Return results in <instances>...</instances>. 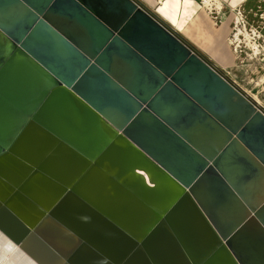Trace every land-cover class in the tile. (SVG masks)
Returning a JSON list of instances; mask_svg holds the SVG:
<instances>
[{
  "label": "water",
  "instance_id": "water-1",
  "mask_svg": "<svg viewBox=\"0 0 264 264\" xmlns=\"http://www.w3.org/2000/svg\"><path fill=\"white\" fill-rule=\"evenodd\" d=\"M263 171L264 111L138 0H0V264H264Z\"/></svg>",
  "mask_w": 264,
  "mask_h": 264
},
{
  "label": "crops",
  "instance_id": "crops-1",
  "mask_svg": "<svg viewBox=\"0 0 264 264\" xmlns=\"http://www.w3.org/2000/svg\"><path fill=\"white\" fill-rule=\"evenodd\" d=\"M138 1L264 111L244 88L239 76L246 58L260 55V59H264V26L262 29L252 27L261 35L259 40L253 41L250 33L244 32L247 25L243 12L256 10V4L264 0ZM259 16L264 17V8ZM246 50L250 53L245 58ZM251 183L250 191L256 194L257 200H263L264 171Z\"/></svg>",
  "mask_w": 264,
  "mask_h": 264
},
{
  "label": "rangeland",
  "instance_id": "rangeland-1",
  "mask_svg": "<svg viewBox=\"0 0 264 264\" xmlns=\"http://www.w3.org/2000/svg\"><path fill=\"white\" fill-rule=\"evenodd\" d=\"M256 10L249 11L245 10L244 12V22H246L245 34L250 33L251 30H255L252 27L264 26V17L259 16V11L264 8V2H258L256 4ZM250 50H246L245 58L249 56ZM260 55L257 58H246L244 63V69L240 70V80L244 85V88L248 93L258 102L262 107H264V59H260ZM256 82H259V85H256ZM2 243H0V249L2 248ZM15 249L8 252L5 259L10 257V254ZM21 256H16L9 264H17L18 259Z\"/></svg>",
  "mask_w": 264,
  "mask_h": 264
},
{
  "label": "built area",
  "instance_id": "built-area-1",
  "mask_svg": "<svg viewBox=\"0 0 264 264\" xmlns=\"http://www.w3.org/2000/svg\"><path fill=\"white\" fill-rule=\"evenodd\" d=\"M250 38L253 40V41H256V40H259L261 38V35L259 34V32L257 30H251L250 31Z\"/></svg>",
  "mask_w": 264,
  "mask_h": 264
},
{
  "label": "bare ground",
  "instance_id": "bare-ground-1",
  "mask_svg": "<svg viewBox=\"0 0 264 264\" xmlns=\"http://www.w3.org/2000/svg\"><path fill=\"white\" fill-rule=\"evenodd\" d=\"M206 4H207V3H206ZM0 243H2V244L4 245L6 242H5V241H3V242L0 241ZM3 245H2V246H3ZM12 249H15V248H12ZM12 249H11V250H12ZM0 250H1V249H0ZM14 252H15V250L12 252V254H14ZM19 256H20V255H19ZM14 258H15V257H13V258L10 260L9 257H8L7 259H9V260L7 261L6 264H9V262L12 261ZM5 260H6V259H5ZM27 263H28V262H27ZM25 264H26V263H25Z\"/></svg>",
  "mask_w": 264,
  "mask_h": 264
}]
</instances>
